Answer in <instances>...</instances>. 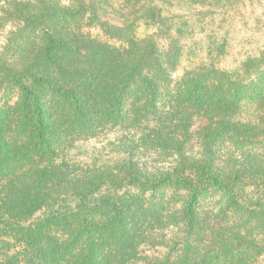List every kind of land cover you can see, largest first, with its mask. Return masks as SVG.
I'll list each match as a JSON object with an SVG mask.
<instances>
[{
  "label": "trees",
  "instance_id": "1",
  "mask_svg": "<svg viewBox=\"0 0 264 264\" xmlns=\"http://www.w3.org/2000/svg\"><path fill=\"white\" fill-rule=\"evenodd\" d=\"M71 1L39 0V14L9 28L22 36L42 23L37 40H11L14 58L0 53V90L18 89L12 104L0 101V264H252L264 254V153L251 154L264 146V50L223 68L229 41L214 31L203 58L180 68L196 30L174 0H135L159 26L143 37L103 19L92 0ZM204 1L247 16L261 0ZM5 2L10 20L21 3ZM57 15L75 26L60 33ZM83 20L126 47L84 35ZM106 128L121 137L102 162L87 141ZM150 155L173 158L154 166ZM168 188L178 203L166 224L156 194ZM210 191L218 199L201 206ZM168 224L179 232L170 240L159 234Z\"/></svg>",
  "mask_w": 264,
  "mask_h": 264
},
{
  "label": "rangeland",
  "instance_id": "2",
  "mask_svg": "<svg viewBox=\"0 0 264 264\" xmlns=\"http://www.w3.org/2000/svg\"><path fill=\"white\" fill-rule=\"evenodd\" d=\"M14 2H20L21 5L17 9L15 5L11 7V11L14 13V17L12 19L7 20V17L3 15V10L6 8L5 0H0V53H5L7 57L14 58L15 52L11 50V40L16 42H21L26 39L31 42H35L38 36L41 34V29L43 27L42 23L40 26L34 27L31 30H25L22 33V36L17 34H12L13 32H9V28L11 27V22H14L12 25L20 26L22 24V19L31 15V13H40V3L39 0H13ZM59 4L66 5L71 4V0H55ZM90 1V0H85ZM95 6L98 8V12L100 16L108 20L111 24H115V26L120 27L122 25L132 24L131 29L129 30L132 33V36L135 37H143L146 35H150L154 33L159 26L153 25L149 23L147 20L142 19V11L141 9H136L135 0H92ZM212 1V0H210ZM204 0H174V6H172V10L177 13L180 17L185 18L189 22L192 27V30H196L194 37L192 36L189 39H184L188 42L189 47L185 49V52H190L189 57H185L183 59L182 64H180V68L184 67L188 62L194 61V56H199L203 58V52L201 51V46L203 44V40L205 39V35L210 32H217L218 34L225 33L228 41H229V50L227 55L220 60V65L223 68H235L240 66L244 61L248 60L250 57L256 58L263 50H264V0H261L259 4H253V8L246 9L248 12L247 16L243 15H234L230 14L228 11L222 10L220 7L212 6L210 3H204ZM26 7V8H24ZM246 7H250L249 5ZM134 8V9H133ZM163 8V7H162ZM130 10L134 11V15L127 16L126 13ZM19 12L24 14L23 16L19 15ZM56 14V13H55ZM88 14L86 11L85 15ZM19 18V19H18ZM56 29L60 33L66 34L64 29L67 26V29L71 30L72 27L75 26L76 23H72L71 19H68L65 15H57ZM80 29L82 33L90 38H93L97 41L108 44L112 47H118L119 49L126 47V42L120 37L110 36L105 29L100 24L88 25L87 21L83 20L82 25H80ZM15 31H17L15 29ZM24 37V38H22ZM9 38V40L7 39ZM15 50V49H12ZM181 69H178L180 71ZM256 75H253V78ZM18 96V89L14 86H6L5 88L0 90V101H8L12 104ZM254 107L251 106L247 110V114L252 113ZM252 115V114H251ZM121 130L115 128H106L99 132L97 136L93 139H89L87 141V146L92 150H100L99 152H104L107 156L101 157L100 161H108L110 158L115 157V153L112 152L113 149H117V142L120 139ZM123 139V138H122ZM121 139V141H122ZM136 141V138H133ZM116 141V144H113ZM136 143V142H135ZM137 146V144H136ZM121 147V146H120ZM237 156H244L246 150L240 151L237 149H230ZM139 151H136L135 154H138ZM264 153V146L258 147V149H253L251 151L252 155H261ZM151 156V155H150ZM148 156L149 158H144L147 164L156 165V166H167L171 164L170 156H165V158L161 161H158L156 156ZM174 156V155H172ZM259 163L262 167H264V156H259ZM85 159L82 156L81 160ZM138 159V158H137ZM140 160V158L138 159ZM151 194V193H150ZM148 192L144 194L148 197L150 195ZM176 198L172 194V189L168 188L165 190H160L156 194V201L160 200V203H164V205L168 208L162 211L163 222L167 224L168 221V210L173 209L176 203ZM201 201V206L203 207H212V204L218 199V194L213 191L207 192L206 196ZM206 202H208L206 204ZM171 205V206H170ZM207 207V208H208ZM172 222V221H169ZM171 224V223H169ZM168 224V225H169ZM153 231H157L154 229ZM163 237L167 240H170L176 236H178V230L175 226L169 225L162 231ZM162 238V237H160ZM202 245H205L204 240L199 241ZM153 247V246H151ZM199 243H195V251L199 250ZM150 252V247H148ZM154 252L160 254H164L167 249L165 246H155L153 249ZM238 250L235 251V253ZM252 264H264V254H261L256 258V260Z\"/></svg>",
  "mask_w": 264,
  "mask_h": 264
}]
</instances>
